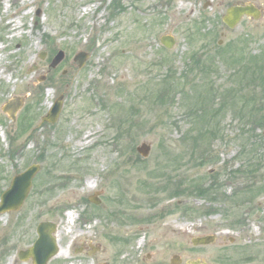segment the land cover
Here are the masks:
<instances>
[{"label": "rangeland", "instance_id": "1", "mask_svg": "<svg viewBox=\"0 0 264 264\" xmlns=\"http://www.w3.org/2000/svg\"><path fill=\"white\" fill-rule=\"evenodd\" d=\"M86 1L0 0V194L40 166L19 210L0 214V264H33L17 252L46 205L69 250L47 264H264V1L204 57L188 9L155 18L142 0ZM60 94L58 120L40 123ZM12 96H25L15 121L1 110ZM204 234L215 241L191 243Z\"/></svg>", "mask_w": 264, "mask_h": 264}, {"label": "water", "instance_id": "2", "mask_svg": "<svg viewBox=\"0 0 264 264\" xmlns=\"http://www.w3.org/2000/svg\"><path fill=\"white\" fill-rule=\"evenodd\" d=\"M245 13H255V10L247 7H232L229 8L226 17L223 19L225 23H227L230 27L235 25L238 21V18ZM257 15V13H256ZM160 42L166 48H171L174 44L173 38L168 35H164L160 38ZM64 53L62 50L58 51L57 54L52 58L50 63V67H55L63 58ZM78 61V66L82 67L87 58V54L85 52H78L73 57ZM23 101H25V96H12L11 99H8L2 105L1 109L4 113H7L11 120H15L16 112L22 107ZM53 104L50 106L49 110L45 115L42 116V122L53 123L57 120L61 106H62V95H59L55 100H53ZM151 145L145 141L141 142L137 147V152L142 157H147ZM38 166L33 164L29 166L25 172H21L19 174H15L9 187L1 194L0 196V214L5 213L7 211H16L23 204L25 198L31 187V180L35 175ZM95 195V194H94ZM92 195V198L94 197ZM94 201V200H93ZM56 229V224L51 221H41L36 227L37 238L33 242L32 246L28 247L25 250H20L17 252V256L21 260L31 258L33 264H46V262L57 254L58 246L55 237L53 236V232ZM215 236L213 235H204L197 236L191 239L192 244L194 245H204L209 244L214 241ZM171 264L180 263L181 259L178 255H173L171 260H169ZM189 264H205L203 262H199L198 260H193Z\"/></svg>", "mask_w": 264, "mask_h": 264}, {"label": "flooded vegetation", "instance_id": "3", "mask_svg": "<svg viewBox=\"0 0 264 264\" xmlns=\"http://www.w3.org/2000/svg\"><path fill=\"white\" fill-rule=\"evenodd\" d=\"M260 1L261 0H142V3H145L146 6H148V11L149 9L152 10V13L154 14L155 18L160 14L159 12L160 10L162 11L163 9H165V14H167L166 11L171 6H173V8H175L176 10L188 9L189 13L188 15H186V18L189 20V23L191 25V27H189V29L187 30V32L191 33V35H189L188 43L191 42L189 43L190 46L196 45L197 47L198 46L203 47L202 49H200L201 51H199L198 56L204 57L209 54V52H206V51H210L209 50L210 47L214 46L216 48L214 44L221 45L223 43V40L221 38L219 39V35L222 38L225 37L229 30L232 31V30H235V28H238V26L245 19L257 21L263 12L262 7L259 5ZM263 1L264 0H262V2ZM240 6L244 8L245 7L250 8V9L252 8L253 10H255V13L254 14L245 13L241 15L238 18V21L235 23V25L230 27L227 23H225L223 19L226 17L229 8L240 7ZM205 25L210 26L208 28V32L207 33L204 32V34H201L200 30L204 31ZM214 25H217L218 29L215 28ZM163 35H171V34L166 33ZM173 42H175L174 38H173ZM196 46H194V49L196 48ZM87 58H88V54H87ZM73 60L77 62V66H78V61L75 60L74 58ZM86 60H85V63H86ZM78 68H81V67L78 66ZM63 99H64V95H63ZM63 105H64V100H63ZM63 105H62V108H63ZM19 152L20 151L17 150L14 154H17ZM11 153H13V150H11ZM45 160H46L45 161L46 166L44 168V172H45L44 174H45V181L47 183V174H46L47 173V163H46L47 157L45 158ZM37 165H38V170H39L40 166L39 164ZM46 193H47V184H45V197L47 198ZM96 194L97 195H94L93 197V200H94L93 202L95 205L99 206L101 204L100 202L101 194L99 191L96 192ZM46 204H47V200H46ZM43 221L47 222V205H46L45 219Z\"/></svg>", "mask_w": 264, "mask_h": 264}, {"label": "bare ground", "instance_id": "4", "mask_svg": "<svg viewBox=\"0 0 264 264\" xmlns=\"http://www.w3.org/2000/svg\"><path fill=\"white\" fill-rule=\"evenodd\" d=\"M22 1V3L23 4H25V2H27V3H30V2H32V0H21ZM91 1V3H95V1L96 0H90ZM6 2H8V0H6ZM99 6L100 5H98L97 7H95V4H94V10L96 11V15H94V18H96V19H98L99 18V16H101V14L103 13H101V11L99 12H97V10L99 9ZM8 7V4H5V8H7ZM20 7H22V4H21V6ZM30 12V10H25V11H23V15H26V14H28ZM19 18L20 17H16V18H14L13 20H8V23L7 24H10V28L12 29V30H14V29H16L17 27H18V25H19V22H18V20H19ZM13 21H16V23H14V24H12V22ZM10 29V30H11ZM44 31V30H43ZM43 33H45L44 35H46V32L44 31ZM47 37H48V34H47ZM0 74H1V72H0ZM7 79H9V77H6ZM87 136V135H86ZM68 225H69V228L71 227L70 226V224L68 223ZM59 233H60V231H59ZM57 234V236H58V233H56ZM141 241V239L138 241V242H140ZM67 251H69L68 250V248L67 249H62L61 247H59V250H58V253L56 254V256H60V255H63L65 252H67Z\"/></svg>", "mask_w": 264, "mask_h": 264}, {"label": "trees", "instance_id": "5", "mask_svg": "<svg viewBox=\"0 0 264 264\" xmlns=\"http://www.w3.org/2000/svg\"><path fill=\"white\" fill-rule=\"evenodd\" d=\"M149 94H150V93H149ZM153 94H154V93H153ZM150 95H151V98H154V96H155V95H152V94H150ZM157 96H158V95H156L155 97H157Z\"/></svg>", "mask_w": 264, "mask_h": 264}]
</instances>
